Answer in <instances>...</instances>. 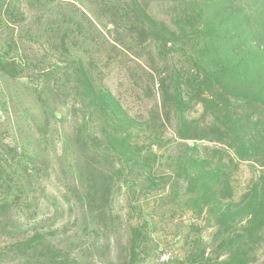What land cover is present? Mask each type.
Masks as SVG:
<instances>
[{
    "label": "rangeland",
    "instance_id": "obj_1",
    "mask_svg": "<svg viewBox=\"0 0 264 264\" xmlns=\"http://www.w3.org/2000/svg\"><path fill=\"white\" fill-rule=\"evenodd\" d=\"M0 264H264V0H0Z\"/></svg>",
    "mask_w": 264,
    "mask_h": 264
},
{
    "label": "trees",
    "instance_id": "obj_2",
    "mask_svg": "<svg viewBox=\"0 0 264 264\" xmlns=\"http://www.w3.org/2000/svg\"><path fill=\"white\" fill-rule=\"evenodd\" d=\"M198 67H201L200 65ZM214 69L217 68V66H213ZM205 70H202L199 75H198V79H199V84L196 86L195 90V99L192 100V102L195 104L197 103L198 98L203 95L204 97L210 98L213 101V107L211 109L212 111V115L209 112V108L206 109L205 111V115H210V117H212L211 123H212V127L214 129H217L219 132H217L215 130V133H217L218 143L220 144H224V145H231L233 148H236V154L239 155L240 157L243 156L242 153L240 152L241 150H243V147L241 146V144L239 143V139L237 136H235V134L233 133V131L231 130V128H229L228 126H226V124L222 121H220V114L226 112L227 106L230 104L228 102L225 101V105L220 104L217 100L218 98L222 97V94H227L225 93L224 87L223 85H219L216 81L218 80L217 77L215 78V76H220L222 75L224 72H234V71H225V70H221L218 71L216 73H209V71L203 72ZM195 72V71H194ZM197 72V71H196ZM211 83V84H210ZM193 92V91H192ZM188 98L189 97V93H184L182 90L179 91V98L177 101V106L178 109L175 113V115L173 116L177 125L181 128H183L184 126H186V120H187V115L183 108H182V103L184 98ZM235 98V97H233ZM236 99V98H235ZM230 102V101H229ZM190 105V104H189ZM180 107V108H179ZM220 116V117H219ZM224 123V124H223ZM218 127V128H217ZM240 144V145H239ZM245 155L247 158H255L256 157H260V155H255L256 153L254 151L251 150H247ZM262 156V155H261ZM263 157V156H262Z\"/></svg>",
    "mask_w": 264,
    "mask_h": 264
}]
</instances>
